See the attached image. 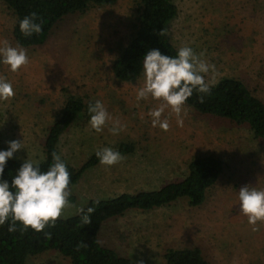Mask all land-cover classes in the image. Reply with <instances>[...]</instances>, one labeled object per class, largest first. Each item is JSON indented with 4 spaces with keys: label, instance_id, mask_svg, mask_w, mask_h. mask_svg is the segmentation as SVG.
<instances>
[{
    "label": "rangeland",
    "instance_id": "rangeland-1",
    "mask_svg": "<svg viewBox=\"0 0 264 264\" xmlns=\"http://www.w3.org/2000/svg\"><path fill=\"white\" fill-rule=\"evenodd\" d=\"M178 14L169 25L171 42L188 45L215 65L205 80L225 76L242 79L264 100V0H172ZM138 0H117L85 13L65 17L47 41L27 50L28 63L17 72L0 64V75L12 83L14 96L0 101V149L6 141L22 140L25 150L13 158L40 161L49 125L67 94L100 100L113 118L125 125L113 135L110 123L100 133L77 119L62 135L60 155L79 167L93 151L120 142L136 143L133 153L116 165L97 164L70 187L74 198L60 218L72 216L90 198L159 188L182 179L197 155L218 154L225 167L204 202L190 206L186 199L150 211L129 210L100 229L101 242L138 264H164L167 248L198 246L209 264H264V222L250 225L240 214L237 192L249 185L264 189V139L247 125L202 115L184 105L183 127L166 108L167 131L152 127L148 111L158 101L135 99L143 76L121 82L111 71L118 44L131 33ZM15 16L0 0V40L16 46ZM186 113V114H185ZM255 227V231L253 228ZM26 264H71L57 251L31 256Z\"/></svg>",
    "mask_w": 264,
    "mask_h": 264
},
{
    "label": "trees",
    "instance_id": "trees-1",
    "mask_svg": "<svg viewBox=\"0 0 264 264\" xmlns=\"http://www.w3.org/2000/svg\"><path fill=\"white\" fill-rule=\"evenodd\" d=\"M15 16L12 30L16 44L31 48L44 44L55 26L65 17L85 13L96 6H111L117 0H1ZM35 13V22L41 23L40 33L24 37L18 28V21ZM178 14L172 0H138L135 17L131 22V33L126 43L118 44V53L111 63V71L121 82L133 83L142 74L143 54L151 48L174 56L178 49L169 36V25ZM208 94L196 93L185 103L202 115L227 119L244 124L255 138L264 139V100L254 89L238 77L225 76L211 84ZM203 95V102L197 97ZM80 94H67L64 102L47 129L43 142V157L39 161L42 171L52 163V154L60 155L58 144L62 135L77 119L88 122L87 105ZM100 149V148H99ZM113 149L121 155L131 154L136 143L120 142ZM98 150V149H97ZM93 151L85 161L74 167L61 155L70 173L69 188L77 184L83 173L99 164ZM21 161L7 160L3 176L11 180ZM225 163L218 154L197 155L188 163L187 174L182 179L169 181L159 188L121 192L107 198H90L83 209L94 211L89 214L90 222L83 221L84 212L58 218L54 225L46 226L41 232L30 227L24 230L17 223L16 231L9 232L8 222L0 226V264H26L29 257L54 250L70 260L71 264H138L134 259L120 255L115 249L105 246L100 240V229L109 220L123 216L129 210L150 211L169 206L180 199H186L190 206L201 205L207 191L212 188L224 171ZM74 201V198L68 197ZM164 264H209L198 246L167 248Z\"/></svg>",
    "mask_w": 264,
    "mask_h": 264
},
{
    "label": "clouds",
    "instance_id": "clouds-1",
    "mask_svg": "<svg viewBox=\"0 0 264 264\" xmlns=\"http://www.w3.org/2000/svg\"><path fill=\"white\" fill-rule=\"evenodd\" d=\"M36 19V14L32 13L18 21L19 31L24 37L41 32L42 25L35 22ZM203 55V52L197 54L188 45L179 47L174 56L162 53L158 48L148 49L143 54V85L136 90L135 99L139 102L151 98L159 102L147 113L152 127L167 131L168 120L162 119L166 108L176 115L177 126L183 127L181 113L187 100L194 92H210L212 85L205 80V76L215 71V65L206 62ZM28 59L27 50L19 44L13 46L6 39L0 40V64L8 66L9 71L17 72L28 63ZM14 94L12 83L6 76L0 75V101L10 100ZM197 99L202 103L204 96L199 95ZM87 113L89 128L97 133L102 132L109 123L108 131L113 135L119 134L125 127L118 118H113L100 100L90 101ZM6 144V149H0V177L3 176L7 160L13 158L18 150H25L22 140H9ZM95 156L106 167L116 165L123 159L118 150L108 146L98 149ZM69 183L70 173L60 155L53 153L52 163L44 171L39 161L24 159L10 181L0 178V226L8 222L7 230L13 232L19 223L24 230L30 227L41 232L46 226L54 225L69 205ZM237 203L240 214L247 217L250 225L264 222V189L249 185L240 187ZM78 211L85 213L83 221L88 224L89 214L94 209L89 207ZM253 230H256L255 227Z\"/></svg>",
    "mask_w": 264,
    "mask_h": 264
}]
</instances>
